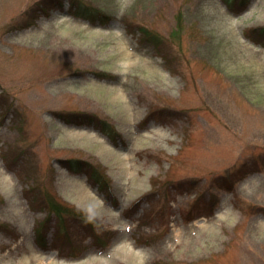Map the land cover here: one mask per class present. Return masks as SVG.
Instances as JSON below:
<instances>
[{"label": "rangeland", "instance_id": "1", "mask_svg": "<svg viewBox=\"0 0 264 264\" xmlns=\"http://www.w3.org/2000/svg\"><path fill=\"white\" fill-rule=\"evenodd\" d=\"M37 1L0 0V264H264V46L249 31L264 25V0L240 16L214 0L229 24L223 20L218 30L205 0H85L112 16L106 25L70 15L63 0L64 11L28 25ZM179 12L176 39L170 34L179 31ZM136 25L168 37L161 50ZM252 51L260 66L238 58ZM124 81L139 111L132 122L113 96ZM62 83L72 85L58 94ZM223 101L234 110L233 123ZM73 111L109 121L121 136L111 140L73 123ZM137 134L147 137L133 148ZM25 140L31 150L17 152ZM122 152L136 163L130 191L118 173ZM67 156L105 175L109 200L92 190L84 170L65 167ZM249 178L257 184L245 192ZM49 198L79 208L117 237L94 250L86 233L104 234L98 226L68 214L65 225L53 213L51 245L40 248L35 229L51 212L40 208ZM66 226L68 238L50 234ZM199 233L205 236L195 242ZM124 237L127 246L111 250ZM162 241L172 246L159 248Z\"/></svg>", "mask_w": 264, "mask_h": 264}, {"label": "bare ground", "instance_id": "2", "mask_svg": "<svg viewBox=\"0 0 264 264\" xmlns=\"http://www.w3.org/2000/svg\"><path fill=\"white\" fill-rule=\"evenodd\" d=\"M205 4L208 5V7L210 8V10L207 12V16H208L207 18H208L209 23H215L217 30L222 28V23H223V20H224V16L222 15V13L217 11L213 1H208ZM202 9H203V6L201 7V10ZM224 21H225L226 25H229L227 20H224ZM231 23L232 24L229 26V28L231 30H233L236 27V24L234 23V20ZM120 44H121V46L124 47V39L123 38L121 39ZM233 45L235 47H237V48L240 47V46H244V45L239 44L236 39L233 40ZM253 54H254L253 51L251 52V54H249V53L245 54L244 52H242L238 58L239 59H243V60H247L252 65L260 66V58L258 56H254L253 57L252 56ZM235 62L236 63H240L238 59H235ZM124 63L127 64V62H124ZM123 74H124L125 77H127L125 72ZM77 83H78V81L73 82V84H77ZM69 85H72V84H70V83H62L61 85H59L57 87V90H56L57 93L60 94V93L64 92L65 90H67V87ZM113 96L115 98H118V97L122 98V100L124 101L125 106H126V108L128 110L127 115L129 117V122H132V118L139 111H137V110L135 111L132 102L128 99V96H129L128 83L126 81H124L122 84H119L118 86H115L114 95ZM227 103H228L227 101H223L222 102L223 113H224L225 117H227L230 120V122L233 123L234 119L236 118V115L234 114V110H233L232 107H227ZM146 137L140 136L138 134L135 135L136 141L133 144V148H136V142L141 141L143 138H146ZM122 153H123L122 162H121V164L119 166L118 173L121 174V179L124 182L125 188L130 191V189L132 187V184H133V180H134V173H135V170H136L135 164L136 163H135L134 158H133L132 155H129L128 153H124V152H122ZM6 181H7V186H9V188L12 191H16V184L14 182H12L11 178H6ZM248 181H249L250 185L249 186L248 185L245 186V188L243 187V190L245 192H248V188H250L252 186H256V184H257L256 180H253V179L250 180V178H249V180L247 179L246 182H248ZM251 184H252V186H251ZM85 191H88V190H85ZM89 191L91 192L90 189H89ZM13 195H14V197H16L15 194H13ZM16 200H17V197H16L15 201ZM122 201L124 203L125 199H123ZM224 213H225V211H219V215L218 216L223 215ZM112 216H113V218L115 217L118 220V217L115 214H113ZM193 225L198 226L197 223H194ZM125 226H126V224H125ZM199 228L203 229V226H200ZM199 234L200 235L195 239V242L198 241L200 238L205 236V235H202L201 233H199ZM218 238H219V236L216 235V236L210 237V240L211 239L212 240H217ZM117 244H115L113 246L114 249H116L118 246H120V245H117ZM165 246H167L168 249H169L172 245L168 244L167 242H163V241H162V243L160 242V248H164ZM141 252L143 253L142 250H141ZM106 261H107V259H105V258L102 259L103 263H105Z\"/></svg>", "mask_w": 264, "mask_h": 264}, {"label": "trees", "instance_id": "3", "mask_svg": "<svg viewBox=\"0 0 264 264\" xmlns=\"http://www.w3.org/2000/svg\"><path fill=\"white\" fill-rule=\"evenodd\" d=\"M225 2L228 5V7L231 8L233 11L240 12L246 8L250 0H225ZM61 4H62L61 0H39L35 2L33 5H31L32 7L31 14L29 19L26 20L27 24L28 25L33 24L38 16L48 13L51 7L61 6ZM70 8H71L70 12L73 15L88 19L92 23L97 21L105 23L110 19V16L108 14H105L104 12H102L97 7L91 4L83 3V0H70ZM177 18H178L179 32H181L183 30V25L181 21V12H179ZM140 28L143 31L145 37H148L149 40H151L153 43L159 45L160 39L157 38L154 34H152L147 27L143 26ZM256 30L259 31L260 35L264 36V26H259L258 28H256ZM253 38L255 41L264 45V41L260 39L258 33H256ZM99 123H102L100 125L101 128L106 129L108 127L111 130L110 125H107L106 127V125L102 121H98L97 125ZM77 161L78 162H76L75 165H71V168L74 170H80L81 168H83L82 166H80L81 161L80 160ZM91 165L93 166V164ZM91 173L93 176H96V170L94 166L91 169ZM40 207L43 206L40 205Z\"/></svg>", "mask_w": 264, "mask_h": 264}]
</instances>
